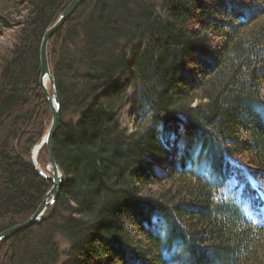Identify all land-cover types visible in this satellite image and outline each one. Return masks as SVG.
I'll return each instance as SVG.
<instances>
[{
	"label": "trees",
	"instance_id": "16d2710c",
	"mask_svg": "<svg viewBox=\"0 0 264 264\" xmlns=\"http://www.w3.org/2000/svg\"><path fill=\"white\" fill-rule=\"evenodd\" d=\"M71 1L0 0V233L52 186L40 46ZM47 56L63 179L0 264H264V0H83Z\"/></svg>",
	"mask_w": 264,
	"mask_h": 264
},
{
	"label": "water",
	"instance_id": "95a60500",
	"mask_svg": "<svg viewBox=\"0 0 264 264\" xmlns=\"http://www.w3.org/2000/svg\"><path fill=\"white\" fill-rule=\"evenodd\" d=\"M82 2L83 0H72L68 4V6L57 19V21L51 27L45 30L40 46V85L42 88L43 95L50 106L51 122L46 133L31 149L30 161L33 164L34 168L37 170V172L43 177L47 178L51 182L52 186L29 219H27L23 223L10 227L0 233V243L6 241L18 231L24 230L31 225L37 224L41 220L46 209L55 200L59 187L62 183V173L52 157V138L56 133L59 124V102L55 89V80L50 72L47 56V46L49 39L52 37V35L64 24V22L74 13V11ZM47 81L49 82L52 88L51 93L46 85ZM43 146L47 147L49 153V164L46 166L45 169H42L37 162V155Z\"/></svg>",
	"mask_w": 264,
	"mask_h": 264
},
{
	"label": "rangeland",
	"instance_id": "374dc122",
	"mask_svg": "<svg viewBox=\"0 0 264 264\" xmlns=\"http://www.w3.org/2000/svg\"><path fill=\"white\" fill-rule=\"evenodd\" d=\"M0 44L8 45L7 39L5 37H1L0 38ZM131 110H132V107L127 106L122 112L121 122H122V125L124 126V128H126L127 130H132L134 127L133 122H134L135 118H134ZM252 183H254L253 180H252ZM57 240L59 241V245L62 249L66 248L67 244L62 239L58 238Z\"/></svg>",
	"mask_w": 264,
	"mask_h": 264
},
{
	"label": "bare ground",
	"instance_id": "6f19581e",
	"mask_svg": "<svg viewBox=\"0 0 264 264\" xmlns=\"http://www.w3.org/2000/svg\"><path fill=\"white\" fill-rule=\"evenodd\" d=\"M48 84H49V82L47 81V82H46L47 87H48ZM49 85H50V84H49Z\"/></svg>",
	"mask_w": 264,
	"mask_h": 264
}]
</instances>
